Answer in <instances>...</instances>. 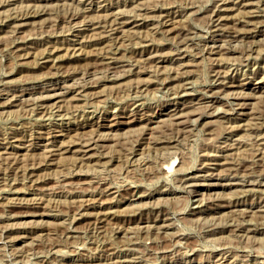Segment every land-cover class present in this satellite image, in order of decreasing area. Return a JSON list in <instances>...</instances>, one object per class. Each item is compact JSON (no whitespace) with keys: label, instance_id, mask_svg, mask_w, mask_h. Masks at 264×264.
<instances>
[{"label":"rangeland","instance_id":"rangeland-1","mask_svg":"<svg viewBox=\"0 0 264 264\" xmlns=\"http://www.w3.org/2000/svg\"><path fill=\"white\" fill-rule=\"evenodd\" d=\"M263 182L264 0H0V264H264Z\"/></svg>","mask_w":264,"mask_h":264},{"label":"bare ground","instance_id":"bare-ground-1","mask_svg":"<svg viewBox=\"0 0 264 264\" xmlns=\"http://www.w3.org/2000/svg\"><path fill=\"white\" fill-rule=\"evenodd\" d=\"M240 3H241V1H240ZM239 4V3H238ZM215 7V6H214ZM220 7H221V5H220ZM225 7V6H224ZM218 8V7H217ZM216 9V8H215ZM220 9L221 8H219V10L217 9L216 11L218 12V11H220ZM213 11V10H212ZM214 13V12H213ZM221 13V12H220ZM29 14V12L28 13H26L25 14V18L27 17V15ZM219 14V13H218ZM218 14H215V16H217ZM116 16V15H115ZM34 17V16H33ZM32 17V18H33ZM215 18V17H214ZM21 20L22 19H24V18H20ZM220 19V16H219V18H217V19H213V21H215V22H218V21H220L219 20ZM110 22H113L112 24L110 23L109 24V22L108 21H106V22H104L103 24L104 25H102V24H100L99 26H97L98 28H101V29H103V30H105V31H108V32H113V31H116L118 28H116L115 26H117V25H119V28H120V26H122L123 25V23L122 22H120L119 20H117V17H116V19H113L112 21H110ZM93 23V22H92ZM91 23V24H92ZM106 23V24H105ZM244 23H246V24H251L249 21H246V22H244ZM95 24V23H94ZM98 24V23H97ZM96 24V25H97ZM126 24V23H125ZM213 25H214V23H213ZM86 26V28H89L90 27V24L88 23V24H86L85 25ZM19 27H22V24H19V25H17V26H15L14 27V30L12 31V33H16L17 32V30H18V28ZM94 27V26H93ZM118 27V26H117ZM94 28H96V27H94ZM92 29V28H91ZM102 40V39H101ZM179 45H180V43H179ZM219 47H221V46H212V47H210L209 48V53L210 54H216V53H218L217 52V50L218 49H220ZM218 48V49H217ZM183 51L184 50H181V49H178V50H176V52H175V55H179L180 56V54H182L183 53ZM249 52V51H248ZM105 55V54H104ZM97 58V57H96ZM104 58H107V57H104ZM104 58H102V59H104ZM103 61V60H102ZM102 61H100L99 62V65H101V66H105L107 69H112V67H110L109 65L111 64V62H108V63H104V62H102ZM96 66V65H95ZM98 66V65H97ZM100 69V68H99ZM97 71V70H96ZM108 72V71H107ZM101 73V72H100ZM112 75V74H111ZM122 78V77H121ZM115 81V80H114ZM78 84V83H77ZM85 85V84H84ZM227 85V84H226ZM77 86V85H76ZM50 87V86H49ZM87 87V86H86ZM229 87H234V86H229ZM35 89V88H34ZM40 89V88H39ZM45 89V88H44ZM56 89H58V87H57V85L56 86H53V87H50V88H48V90H47V92H55V90ZM68 89V88H67ZM81 89V88H80ZM84 89V88H83ZM184 89V88H183ZM76 90H77V88H76ZM31 92V91H30ZM81 92V91H80ZM20 93V92H19ZM66 93V92H65ZM183 93V92H182ZM31 94V93H30ZM62 94H64V92L62 93ZM177 94V93H176ZM27 95V94H26ZM58 95H61L60 93L59 94H57V93H51V94H49V95H46V96H44L43 98H41L42 99V101H40L39 103H41L40 105H45V104H47L52 98H56ZM21 97H22V93L21 94H17V95H15V96H13V98L12 99H10V101L11 102H17V101H21ZM6 98V97H5ZM234 100L236 99V98H233ZM10 101H8V102H10ZM239 102V101H238ZM10 105V104H9ZM237 106H241V104H237ZM45 106H41V108H44ZM177 114V113H176ZM173 117V116H172ZM181 116L179 115V116H176L175 117V119H179ZM182 119V118H181ZM174 123V122H173ZM180 125V124H179ZM175 126V125H174ZM171 129V128H170ZM176 130V129H175ZM176 132V131H175ZM84 139V138H83ZM95 141L96 140H93L92 138H90V139H88V140H84V142H78V143H72L70 146H68V148L70 149V148H72V147H74V146H78V148H80L81 149V151L83 152V153H87V151H89V150H91L92 149V145L93 146H95ZM98 143V142H97ZM50 145V147H44V151L48 154V155H46L45 156V158H48V159H50L51 158V156H53V155H55V152L57 151H60V150H62V147L63 146H59V147H56V145H53L52 143H50L49 144ZM97 147V146H96ZM95 147V148H96ZM74 149V148H73ZM67 150V149H66ZM80 151V150H79ZM77 153V152H76ZM46 162V161H45ZM5 164H7V163H5ZM16 164V163H15ZM45 164V163H44ZM12 165V164H11ZM41 165V164H40ZM9 166V165H8ZM15 166V165H14ZM44 166V165H43ZM26 168V167H25ZM36 167H34V169H35ZM39 169V168H38ZM26 170V169H25ZM262 178V177H261ZM63 181V180H62ZM256 181V180H255ZM257 183V182H256ZM264 183V182H263ZM262 183V185H264ZM251 185V184H250ZM253 185V184H252ZM255 185H258V183L257 184H255ZM259 185H261V184H259ZM84 207V206H83ZM243 215V214H242ZM238 230L239 229H241V228H237ZM112 262V261H111ZM116 263V262H115ZM111 264V263H110Z\"/></svg>","mask_w":264,"mask_h":264}]
</instances>
